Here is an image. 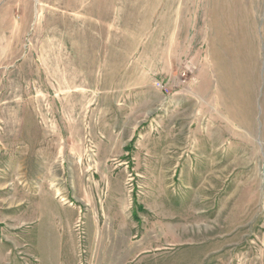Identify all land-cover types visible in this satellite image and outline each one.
Segmentation results:
<instances>
[{
	"label": "rangeland",
	"instance_id": "374dc122",
	"mask_svg": "<svg viewBox=\"0 0 264 264\" xmlns=\"http://www.w3.org/2000/svg\"><path fill=\"white\" fill-rule=\"evenodd\" d=\"M0 264H264V0H0Z\"/></svg>",
	"mask_w": 264,
	"mask_h": 264
},
{
	"label": "crops",
	"instance_id": "0c3cea01",
	"mask_svg": "<svg viewBox=\"0 0 264 264\" xmlns=\"http://www.w3.org/2000/svg\"><path fill=\"white\" fill-rule=\"evenodd\" d=\"M52 236H54V234H52ZM48 242V241H47ZM62 243H63V237H62V234L57 232L56 234V238L55 239H52L50 241V244L51 245H57L59 247V250H61L60 248H62ZM43 245V241L41 242V246Z\"/></svg>",
	"mask_w": 264,
	"mask_h": 264
},
{
	"label": "bare ground",
	"instance_id": "6f19581e",
	"mask_svg": "<svg viewBox=\"0 0 264 264\" xmlns=\"http://www.w3.org/2000/svg\"><path fill=\"white\" fill-rule=\"evenodd\" d=\"M252 49L250 48V47H248V50L247 51H251ZM254 64V63H253ZM219 67H221L220 65H219ZM252 71V70H251ZM252 72H254V71H252ZM253 75V74H252Z\"/></svg>",
	"mask_w": 264,
	"mask_h": 264
}]
</instances>
